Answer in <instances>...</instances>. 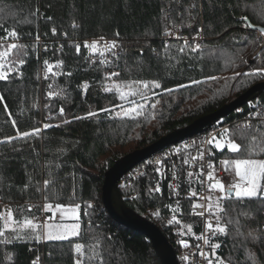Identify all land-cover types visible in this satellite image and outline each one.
Wrapping results in <instances>:
<instances>
[{"label":"trees","instance_id":"trees-1","mask_svg":"<svg viewBox=\"0 0 264 264\" xmlns=\"http://www.w3.org/2000/svg\"><path fill=\"white\" fill-rule=\"evenodd\" d=\"M242 17L264 27V0H0V38L8 36L4 29L18 34L10 56L16 71L0 80V211L9 208L21 221L24 214L39 218L46 204L81 207L77 237L0 243V264H33L37 258L42 264H75L77 243L84 246V264H161L145 235L109 216L102 200L104 175L125 155L264 82V39ZM174 27L191 36L202 27L204 41L166 44L162 33ZM113 37L123 44L118 76L108 75L75 44ZM45 60L61 64L52 68L60 70L58 78ZM133 81L161 87L143 90L145 97L120 99ZM117 84L124 87L117 91ZM138 105H144L141 115H124ZM225 120L241 148L224 150L219 159L244 158L248 151L264 158V94ZM23 132L33 134L18 135ZM185 174L182 167L179 190L165 181L156 193V174L149 169L121 185L125 204L145 218L152 211L169 214L178 204L188 212L195 183ZM230 197L224 201L225 233L217 240L216 262L264 264V199Z\"/></svg>","mask_w":264,"mask_h":264},{"label":"built area","instance_id":"built-area-1","mask_svg":"<svg viewBox=\"0 0 264 264\" xmlns=\"http://www.w3.org/2000/svg\"><path fill=\"white\" fill-rule=\"evenodd\" d=\"M162 39L166 44L176 41L182 42L184 45L194 44L198 46L204 41V33L202 27L192 36L181 27H174L165 30L162 33ZM12 42L18 43L16 40ZM93 42L97 43L96 50L90 47ZM112 42L116 43L115 48L110 47ZM37 43L41 46L43 44L42 38H39ZM75 44L79 46L80 51L83 50L94 64H100L106 67L108 75L111 76L113 72L118 73L117 68L123 52V44L120 38H89L76 40ZM86 44L89 45V47H85ZM213 136L224 143L223 149H216L213 144L207 143ZM228 140H233L231 136V123L223 119L205 133L184 140L176 145L169 146L158 154L150 157L134 168L120 182L121 187V185L126 184L132 179L137 180L142 178L147 171L151 169L156 174L154 189L156 187L160 189L159 192L153 189L154 192L162 193V187L165 181H168L170 186L177 191L179 190L182 180L181 170L182 167H185V179L195 183V190H191L188 195L189 198L193 199L189 211L186 212L187 207L185 204H178L175 208L170 210L169 214L162 215L159 210L148 212L147 217V219L155 223L163 233L169 235L168 239L176 251L179 264H208L209 260H212L213 264H216V248L213 249L210 245L217 244L218 238L223 233L216 232V234L213 235V230L208 228V224L211 223L213 229H215L216 215H219L220 225L224 227L222 222L224 211H219L216 204L219 203L224 209V201L226 198L222 200L221 197L230 196L228 194V187L225 188L224 193L214 189L210 190V185L214 181L207 180V173L208 171H213L214 176L220 179L221 182H224L225 173L222 167L223 160L218 158V154L224 150H229L226 143ZM201 153H203V158H200ZM194 157L196 159H193ZM185 161H187V163H185ZM209 163L214 166L213 169L208 168L207 165ZM189 173H192V175L190 176ZM193 192L197 193V195L193 196ZM205 197H209L210 199H205ZM194 203L204 205V207L194 209ZM209 204H212L211 210H209ZM52 205L53 210H55L56 204ZM33 209H35V207H33ZM47 212L48 211L44 209V205H42L41 214L39 216L42 223L50 222L53 218L52 215L47 216ZM201 212L203 215L196 214ZM156 213H159V215H156ZM213 213H215V215ZM173 216H175L176 220H173ZM187 218L191 221H187ZM176 221H179V223ZM188 225L192 227L191 232L187 230ZM197 237L202 238L197 239ZM204 239H207L209 243H204ZM181 241L187 242L190 247L185 249ZM196 245H199V248H197ZM201 251L204 253V256L200 255ZM185 256L189 257L187 261L183 259ZM35 264H42L41 259L37 258Z\"/></svg>","mask_w":264,"mask_h":264},{"label":"snow or ice","instance_id":"snow-or-ice-1","mask_svg":"<svg viewBox=\"0 0 264 264\" xmlns=\"http://www.w3.org/2000/svg\"><path fill=\"white\" fill-rule=\"evenodd\" d=\"M245 21L247 20V17H242ZM247 27H251L252 25L247 24ZM8 36H11L15 39H18V34L15 30L9 31L8 29H4ZM53 32H55V29H53ZM171 34V33H168ZM261 34H264V29H261ZM118 35V34H117ZM8 36L0 38V40L7 41ZM37 39H39L37 37ZM18 45L15 42L7 43L6 45L4 43H0V48H5L4 51H0V80H7L8 74L13 71L12 68H8L6 61L10 53L17 49ZM22 47V46H21ZM85 47H89V45H85ZM90 47L93 50L97 49V43L93 42ZM110 47L115 48L116 43L112 42ZM183 49H181L182 51ZM195 50V49H194ZM77 51H79V46H77ZM103 54V53H101ZM24 61L20 60V64H23ZM45 65L47 66V71L52 70V65L49 64L47 60L44 61ZM59 67V65H57ZM264 72V70H260ZM55 75V73H53ZM70 75V73H69ZM112 76H118L119 73L113 72L111 74ZM47 78V77H45ZM211 79H215V77H212ZM193 83H198L197 81H194ZM133 85H137L138 87L134 90ZM124 87L123 85L117 84L115 85V88L117 91H120L121 88ZM128 91L127 92H120V99L124 100L129 96H136L140 95L141 97H145L146 93L143 91L145 89H150V85L147 82L144 81H133L131 84L127 85ZM161 85L157 82H152L151 88H160ZM110 90V89H106ZM51 96L52 93H49ZM3 98L0 97V100ZM144 105H139L136 107L127 108L124 110V115L128 116L130 118H134V116H139L142 114V109ZM155 107V105H153ZM61 114H63V108H61ZM13 125L15 126V122L13 121ZM47 127V125H46ZM35 132L38 133L39 129H35ZM33 133L29 132H23L18 133V135H22L24 137H28L32 135ZM3 142V141H0ZM209 144H213L216 149H223L224 143H222L220 140H217L215 136H213L210 140L207 141ZM227 147L229 151L233 153H237L240 151L241 146L237 144L233 140H228ZM255 153L253 151H248V154L244 158H235L231 160H224L222 161V164L225 166V170L233 169L235 171V175L239 177L238 182H231L230 184L228 182H221L220 179H217L214 176L213 171H208L207 173V180L214 181L210 185V190L214 189L221 193L225 192L226 184H228V191L234 192V196L236 199L243 200V199H264V158H255ZM200 158H203V153H201ZM193 159H196L195 157ZM159 163V162H157ZM187 163V161H185ZM209 169H213V165L209 163L208 165ZM191 176L192 173H189ZM47 185V181L45 182ZM154 191L159 192V187H156ZM193 196H196L197 193L193 192ZM225 198H231V197H221V199ZM205 199H210L209 197H205ZM79 205H75L74 207H65L61 204L55 205V211L60 213L59 219L61 221L68 219V220H74L77 221L76 223L72 224H64V223H58V224H45L43 226L38 225L33 222V219L24 218L23 221L17 220L14 218L13 211L11 209H6L4 211H0V221H2V225H0V238H3L0 240V243H8L9 240L6 237V231H10L14 234L15 239H25V235L23 234L24 229L28 228L31 229L27 235L30 238H33L35 240H40L42 238L41 233L37 231L38 229H46V232L44 235L46 236V239L48 240H66L69 239L72 236H78L79 230L81 228L79 221ZM88 207H91L89 204ZM204 205L194 203L193 208H203ZM209 210L212 209V204H209ZM216 207L219 209V211L223 212L224 209L220 206L219 203L216 204ZM44 209L46 211H52L53 205L52 204H46L44 205ZM26 211L31 212V208H28ZM198 215H203V213H196ZM215 215V213H213ZM156 215H159V213H156ZM173 220H176L175 216H173ZM171 222V221H170ZM179 223V221H176ZM208 228L210 230H213L212 234L215 235L216 232L224 233L225 228L220 225V216L216 215V227L213 229V225L211 223L208 224ZM188 232L192 231L191 225L187 226ZM183 234V233H182ZM202 237H197V239H201ZM204 243H209L207 239H204ZM182 246L187 249L190 247V245L185 242L181 241ZM197 248H199V245H196ZM213 249L218 248V244L210 245ZM75 252L78 254V258L75 261V264H84L83 256H84V246L80 243H77L75 245ZM201 256H204V253L200 252ZM185 261L189 259V257L185 256L183 257ZM35 264V261L33 262ZM102 264V261H101ZM208 264H213L212 260H209ZM216 264H222V261L217 258Z\"/></svg>","mask_w":264,"mask_h":264},{"label":"water","instance_id":"water-1","mask_svg":"<svg viewBox=\"0 0 264 264\" xmlns=\"http://www.w3.org/2000/svg\"><path fill=\"white\" fill-rule=\"evenodd\" d=\"M246 22L252 25L248 20ZM251 28L259 31L260 34L261 29H264V27L253 25ZM261 35L264 39V34ZM262 94H264V82L252 86L245 93L233 101L226 103L217 111L198 118L186 127L166 134L155 143L143 149L135 150L125 155L116 161L105 173L102 200L109 216L120 225L145 235L152 243L154 252L161 264H179L176 251L169 239L155 223L127 207L120 188L121 180L150 157L169 146L205 133L236 110L258 99ZM228 194L229 196H233L234 192L228 191Z\"/></svg>","mask_w":264,"mask_h":264},{"label":"rangeland","instance_id":"rangeland-1","mask_svg":"<svg viewBox=\"0 0 264 264\" xmlns=\"http://www.w3.org/2000/svg\"><path fill=\"white\" fill-rule=\"evenodd\" d=\"M12 37L10 38L9 36H8V39H7V41H3L2 43H4L5 45L7 44V43H12ZM18 45V44H17ZM5 50V48L4 49H2V50H0V51H4ZM12 53V52H11ZM11 53H10V55L8 56V58H7V61H6V64H7V67L8 68H12L13 69V71L11 72V73H9L8 75H11V74H13L15 71H16V68H14V66H13V64H12V61L10 60V56H11ZM57 65H59V67H61V64H56V65H52L53 67L52 68H54V67H57ZM59 67H57V68H59ZM49 73H55V77H59L60 75H61V73H60V70L59 69H54V70H51ZM114 88V86H113V84H109L108 86H107V89H110V90H112ZM152 89H155V88H150L149 90H152ZM109 90V91H110ZM129 89H125V90H123V92H127ZM54 94H56V93H54ZM127 104V103H126ZM139 106V105H138ZM132 107H136V106H132ZM129 108H131V107H129ZM127 109V108H126ZM44 127H46L45 125H44ZM224 160H228V159H223V161ZM222 167H223V170H224V173H225V178H224V182H228L229 184L231 183V182H238L239 181V177H237L236 175H235V171H234V168L233 169H229V170H225V166L222 164ZM226 187H228V184H226ZM234 196V195H233ZM235 197V196H234ZM65 207H67V206H65ZM74 207V206H73ZM3 209H2V211H4V210H6V208H4V207H2ZM33 209V208H32ZM80 211H81V207H79V223H80V225H81V217H80ZM51 213H52V215H53V218L51 219V221L50 222H46V223H42L41 221H40V219L38 218V217H32V216H30V215H28V214H24V217L22 218V220L21 221H23V219L24 218H28V219H33V222L34 223H36V224H38V225H41V226H43V225H45V224H58V223H64V224H72V223H76L77 221H74V220H68V219H65V220H63V221H61L60 219H59V217H60V213L59 212H56L55 210H52V211H50ZM13 215H14V213H13ZM14 218L16 219V217H15V215H14ZM2 221H0V225H2ZM28 231H31L30 229H28V228H26V229H24V232H23V234L25 235V239H23V240H30V242H35V243H40V242H44V241H50V240H48V239H46V236L44 235V233L46 232V229H43V228H41V229H38L37 231H39L40 233H41V236H42V238L40 239V240H35V239H33V238H30L28 235H27V232ZM80 231V230H79ZM6 237L8 238V240L9 241H15V240H21V239H15L14 238V234L12 233V232H10V231H6ZM74 237H77V236H72V237H70V238H74ZM69 238V239H70ZM3 238H0V240H2ZM67 240V239H66ZM220 260V259H219ZM221 261V260H220ZM222 264H223V262H222Z\"/></svg>","mask_w":264,"mask_h":264},{"label":"crops","instance_id":"crops-1","mask_svg":"<svg viewBox=\"0 0 264 264\" xmlns=\"http://www.w3.org/2000/svg\"><path fill=\"white\" fill-rule=\"evenodd\" d=\"M67 207H73V206H67ZM53 216V215H52ZM31 230V229H30ZM30 231H28L27 233H29Z\"/></svg>","mask_w":264,"mask_h":264}]
</instances>
